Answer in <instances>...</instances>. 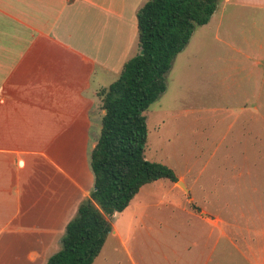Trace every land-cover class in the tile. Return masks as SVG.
<instances>
[{
    "label": "crops",
    "instance_id": "obj_1",
    "mask_svg": "<svg viewBox=\"0 0 264 264\" xmlns=\"http://www.w3.org/2000/svg\"><path fill=\"white\" fill-rule=\"evenodd\" d=\"M146 1L0 0V264L9 251L25 252L15 263L36 264L89 197L90 153L105 112L98 93L137 51L136 12ZM221 2L217 29L223 18H264V0ZM192 211L205 238L214 227L227 239L230 220L206 212L198 222ZM251 235L257 245H247L246 264H264V227ZM203 243L192 242L204 250Z\"/></svg>",
    "mask_w": 264,
    "mask_h": 264
},
{
    "label": "rangeland",
    "instance_id": "obj_2",
    "mask_svg": "<svg viewBox=\"0 0 264 264\" xmlns=\"http://www.w3.org/2000/svg\"><path fill=\"white\" fill-rule=\"evenodd\" d=\"M217 6L175 56L165 92L143 113L145 159L171 169L180 183L143 186L124 214L109 219L111 230L92 264H246L247 245H257L251 234L264 227V18H223L217 29L221 0ZM194 207L198 222L207 213L230 220L227 239L214 227L205 238V227L190 216ZM236 226L242 238L229 233ZM64 232L36 264L60 250ZM199 240L204 250L192 244ZM14 255L25 252L4 253L3 263L27 264L13 262Z\"/></svg>",
    "mask_w": 264,
    "mask_h": 264
},
{
    "label": "trees",
    "instance_id": "obj_3",
    "mask_svg": "<svg viewBox=\"0 0 264 264\" xmlns=\"http://www.w3.org/2000/svg\"><path fill=\"white\" fill-rule=\"evenodd\" d=\"M217 2L147 0L137 10V51L117 80L98 93L105 112L90 153L93 189L67 223L60 250L45 264H92L111 230L109 219L123 212L143 186L160 179L177 182L171 169L144 157L143 113L165 92V74L175 56L195 27L209 22Z\"/></svg>",
    "mask_w": 264,
    "mask_h": 264
},
{
    "label": "water",
    "instance_id": "obj_4",
    "mask_svg": "<svg viewBox=\"0 0 264 264\" xmlns=\"http://www.w3.org/2000/svg\"><path fill=\"white\" fill-rule=\"evenodd\" d=\"M142 54H143V51L141 50V51H140V55H142ZM179 183H180V182H178V184H179ZM114 215H115V214H114ZM114 215H113V216H114Z\"/></svg>",
    "mask_w": 264,
    "mask_h": 264
}]
</instances>
